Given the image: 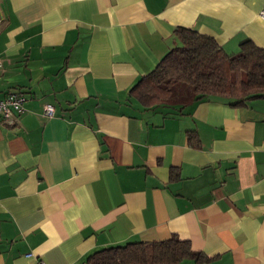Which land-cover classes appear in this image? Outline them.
<instances>
[{"label":"crops","instance_id":"0c3cea01","mask_svg":"<svg viewBox=\"0 0 264 264\" xmlns=\"http://www.w3.org/2000/svg\"><path fill=\"white\" fill-rule=\"evenodd\" d=\"M262 6L0 0V95L26 96L0 122V264H33L28 252L85 264L107 246L173 236L208 258L178 264H264V97L171 112L128 94L178 44L176 27L227 53L264 47Z\"/></svg>","mask_w":264,"mask_h":264},{"label":"trees","instance_id":"16d2710c","mask_svg":"<svg viewBox=\"0 0 264 264\" xmlns=\"http://www.w3.org/2000/svg\"><path fill=\"white\" fill-rule=\"evenodd\" d=\"M174 32L178 44L129 89L130 98L141 108L181 112L210 97L235 106L264 97V47L245 40L238 52L227 53L212 35L184 26ZM188 137L196 135L190 131ZM184 258L208 260L203 253L193 251L189 241L173 236L107 246L91 253L85 264H178Z\"/></svg>","mask_w":264,"mask_h":264},{"label":"built area","instance_id":"2783aa9c","mask_svg":"<svg viewBox=\"0 0 264 264\" xmlns=\"http://www.w3.org/2000/svg\"><path fill=\"white\" fill-rule=\"evenodd\" d=\"M258 14L261 18H264V6H262ZM1 65L2 62L0 60V67ZM25 100V94L16 90L0 95V122L13 123L14 117L24 111ZM42 110L46 116L54 114V106L50 103L43 104ZM26 256L34 259L33 264H46L42 257L35 255L33 252L26 253Z\"/></svg>","mask_w":264,"mask_h":264}]
</instances>
